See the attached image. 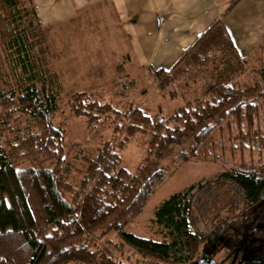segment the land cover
Returning a JSON list of instances; mask_svg holds the SVG:
<instances>
[{
  "label": "trees",
  "instance_id": "trees-1",
  "mask_svg": "<svg viewBox=\"0 0 264 264\" xmlns=\"http://www.w3.org/2000/svg\"><path fill=\"white\" fill-rule=\"evenodd\" d=\"M44 43L31 0H0L1 58L12 76L0 90V264H123L96 244V238L112 230L135 253L154 262H186L200 249L209 256L225 249L234 264H264V162L249 168L240 164L242 171L235 174L223 172L226 179L206 182L191 197L186 193L193 186L163 200L153 221L163 224L172 238L164 232L162 240L144 239L122 229L141 210L154 184L162 181L161 160L177 147L187 145L196 157L224 125L235 130L236 147L264 148V68L252 71V81L239 79L245 62L221 21L202 31L172 68L155 70L164 80L161 87L179 77L205 80L194 90L198 97L168 115L131 107L121 112L85 92L69 96L70 106L89 122H98L102 114L116 117L109 120L123 133L82 157L84 169L77 183L69 178V153L76 145L69 147L63 131L52 123L58 78L49 67ZM136 133L146 136V155L130 172L121 165L119 151ZM222 184L235 190L242 205L235 197L227 203L228 215L218 219L223 240L207 245L194 222V210L202 213L201 204L193 207L195 195L212 194ZM246 252L252 256L244 257Z\"/></svg>",
  "mask_w": 264,
  "mask_h": 264
},
{
  "label": "rangeland",
  "instance_id": "rangeland-1",
  "mask_svg": "<svg viewBox=\"0 0 264 264\" xmlns=\"http://www.w3.org/2000/svg\"><path fill=\"white\" fill-rule=\"evenodd\" d=\"M90 15L92 16L90 21L86 22H82L79 16H74L72 19L63 17L50 24L48 22L43 24L44 19L38 15L43 28L44 44L48 49L49 67L58 78V86H53L58 95L52 123L54 127H59L63 131L69 147L76 145L69 153V159L72 161L69 178L73 183H77L82 175L84 169L82 157L95 152L96 148L108 139L116 141L123 133L114 130V124L109 120L117 119L116 117L107 118L106 114H102L98 122L93 124L86 116L76 113L70 106L69 96L72 93L85 92L90 99L103 104L108 103L121 112L131 107L152 114L160 112L168 115L186 101L198 97L199 93L196 94L194 90L205 81L199 77L185 80L179 77L172 84L161 87L160 83L164 80L155 74L157 68L146 65L147 62L140 63L135 56L131 59V55L125 54L130 51L123 48L124 42L118 39L115 41V35L111 39V32L100 24L101 18L104 17H97L90 12L85 16ZM2 50L0 47V90L6 86L4 79L9 80L11 76L8 63L3 59L4 50L1 58ZM242 58L245 70L239 79L245 82L252 81V71L264 68V42ZM260 125L264 133V114L261 116ZM227 129L224 125L216 129L209 140L201 145L196 157L188 153V146L185 145L177 147L170 157L162 159L164 178L154 184V190L141 210L130 218L122 229L139 238L162 240L164 238L162 234L168 231L163 224L154 222L153 219L155 209L163 200L173 193H184L193 186V189L186 193L187 198L191 197L206 182L226 179L222 175L223 172L235 174L236 171H242L240 164L249 168L264 162L263 147L260 149L236 147L235 130ZM146 148L144 134L136 133L130 136L119 151L121 165L126 170L135 172L146 155ZM213 189L215 191L212 194L195 195L198 200L193 205L195 209L197 204H201V214L194 210V222L207 240V245L218 244L213 235L220 233L221 228L218 224H223L220 222L222 219H218L228 215L225 211L227 203L235 197L238 206L242 205L241 197L228 184H222L219 188L215 186ZM188 229L192 231L193 226ZM172 235L168 232L167 238H172ZM96 244L98 248L108 251L112 259L123 264H164L143 259L124 244L114 230L96 238ZM215 252L213 259L217 262L225 261V249ZM200 253L201 249L189 260L193 261ZM180 255L185 256L184 252ZM67 264L89 263L70 261Z\"/></svg>",
  "mask_w": 264,
  "mask_h": 264
},
{
  "label": "crops",
  "instance_id": "crops-1",
  "mask_svg": "<svg viewBox=\"0 0 264 264\" xmlns=\"http://www.w3.org/2000/svg\"><path fill=\"white\" fill-rule=\"evenodd\" d=\"M43 24L90 12L140 63L169 70L213 21L245 57L264 42V0H33ZM89 18V19H88ZM97 18H95L96 20ZM99 19V18H98ZM79 20V19H78ZM103 22V23H102Z\"/></svg>",
  "mask_w": 264,
  "mask_h": 264
},
{
  "label": "flooded vegetation",
  "instance_id": "flooded-vegetation-1",
  "mask_svg": "<svg viewBox=\"0 0 264 264\" xmlns=\"http://www.w3.org/2000/svg\"><path fill=\"white\" fill-rule=\"evenodd\" d=\"M213 239H214V240H218V239H220V240H218V241H221V240H223V237L220 236L219 233H217V235H216V234L213 235ZM218 241H217V242H218ZM231 242H232V241H231ZM212 245H213V243H212ZM224 245H232V243H225ZM216 252H218V251H216ZM216 252H215V253H216ZM227 255H228V254H226V257L224 258L225 261H218V262H217L215 259H213L214 254H212V256H209L208 253L201 252V253H200V256L197 257V258H195L193 261H191V260L188 259V262L186 261V262H179V263H182V264H197L198 262L203 261V262H206V264H234L232 261H229V260L227 259ZM249 256H252V253H250V252H246V253L244 254V257H249ZM173 264H174V263H173Z\"/></svg>",
  "mask_w": 264,
  "mask_h": 264
},
{
  "label": "water",
  "instance_id": "water-1",
  "mask_svg": "<svg viewBox=\"0 0 264 264\" xmlns=\"http://www.w3.org/2000/svg\"><path fill=\"white\" fill-rule=\"evenodd\" d=\"M174 264H182V263H174ZM197 264H206V262L201 261V262H198Z\"/></svg>",
  "mask_w": 264,
  "mask_h": 264
}]
</instances>
